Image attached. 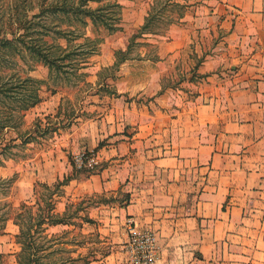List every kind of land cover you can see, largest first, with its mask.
Wrapping results in <instances>:
<instances>
[{"label": "crops", "instance_id": "crops-1", "mask_svg": "<svg viewBox=\"0 0 264 264\" xmlns=\"http://www.w3.org/2000/svg\"><path fill=\"white\" fill-rule=\"evenodd\" d=\"M188 7L174 27L143 33L155 47L141 58L145 78L124 76L128 93L97 98V113L70 135L72 151L96 149L100 165L61 197L73 206L92 193L126 198L76 217L112 238L86 264L127 260L128 216L155 232V264H264V0Z\"/></svg>", "mask_w": 264, "mask_h": 264}, {"label": "rangeland", "instance_id": "rangeland-1", "mask_svg": "<svg viewBox=\"0 0 264 264\" xmlns=\"http://www.w3.org/2000/svg\"><path fill=\"white\" fill-rule=\"evenodd\" d=\"M14 1L0 0V38L3 35L11 37V28L16 27L13 22L16 16ZM68 1L76 5L81 0ZM115 1L120 3L119 9L111 5ZM121 1L125 0L87 1L89 7H100L107 20L116 19L114 30L103 22L93 23L89 15L83 14L86 22H73L75 27H72L74 31L70 36L74 38L71 41L68 42L66 37L48 36L49 40H55L61 47L66 46L67 42L72 47L84 42L85 56L71 73L56 69L50 71L47 64L34 61L28 55L23 57L0 49L3 56L0 62L1 82L10 85L27 76L32 78L27 83L28 87H16L15 95L0 93V177L10 180L7 188H2L6 192L0 190V214L7 218L6 221L0 219V225L5 223L0 230L2 263L18 264L20 219L17 213L26 209L24 222L29 225L34 220L27 215H35L40 208H45L46 214L48 202L54 203L55 213L62 215L66 209L65 218L71 219L74 224L48 226L44 232L46 237L31 238L36 243L48 245L45 250L47 254L41 253L46 264L53 261L57 264H83L113 249L110 235L93 224L86 225L83 231L81 221L75 214L85 213V219L89 220L88 212L96 201L117 198L122 202L126 200L125 195L122 192L117 197L111 193L86 194L81 196L77 206H73L69 197H61L67 190L64 185L72 177L96 171L100 165L96 161L90 164L91 158L97 159V150L85 149V152H81L85 153V165L79 166L76 157L81 153L72 151L75 142L70 135L78 125L97 113V98H104V104H108L109 98L128 93L122 88L124 76L127 80L131 75L138 81L145 78L146 63L141 58L144 59L146 55L153 57L155 47L153 42L141 39L143 33L165 32L180 22V15L192 10L188 7L191 0H127L125 4ZM135 8H138V14L133 10ZM67 16L74 17L72 12L42 17L44 20L57 19L60 26L68 28L70 24L63 20ZM125 59L131 63L122 64ZM193 60L199 62L196 57ZM65 69L70 71L71 66ZM31 93L37 95V100L29 108L22 109L24 97ZM43 99L51 101L52 111L41 109ZM48 192H51L53 201H49ZM37 199L40 206L36 203ZM126 258L124 263L132 264L129 253Z\"/></svg>", "mask_w": 264, "mask_h": 264}, {"label": "trees", "instance_id": "trees-1", "mask_svg": "<svg viewBox=\"0 0 264 264\" xmlns=\"http://www.w3.org/2000/svg\"><path fill=\"white\" fill-rule=\"evenodd\" d=\"M88 0H81L80 3L74 4L68 0H37L36 3L33 0H15L13 9L16 11V16L14 23L16 24L15 28H11L10 34L11 37L3 35L0 38V49L8 50L13 54H19L23 57L26 55L34 61H41L49 66L50 71L52 69L63 70L64 72L71 73L72 70H75L81 64V59L85 56L84 42L76 43L72 47L69 41L74 38L70 34L74 31L72 27L74 26V21L85 24V18L83 14L89 15L93 23L103 22L104 25L108 26L110 30L115 29V18L111 19L113 21L107 20L104 18V14L100 12V7L92 8L87 5ZM112 6L120 8L119 2H113ZM72 12L74 16H67L63 19L68 22L70 26L63 27L60 26V22L57 19L47 20L42 17L53 16L58 13L69 14ZM111 18V17H110ZM75 19V20H74ZM52 35V38L56 37H66L68 40L66 46H60L55 40H49L48 36ZM77 37V36H75ZM71 46V47H70ZM0 54V62L2 59ZM71 66V70L65 69V67ZM3 75L0 74V93L4 95H15L14 90L16 87H28V81L32 78L25 77L22 80L16 82V84H8L6 82H1ZM27 90V89H26ZM13 92V94H12ZM37 100V95L34 93L28 94L24 97L23 103L21 105L22 109H27L32 106ZM9 179L0 177V190L2 188H7V182ZM49 187V184H46ZM4 193L6 191L2 190ZM49 201H53L51 197V192L47 193ZM39 199L36 200V203L39 204ZM74 205V203L72 202ZM26 205V204H25ZM76 206L78 204H75ZM47 212L45 214L44 210L40 208L38 212L34 215L33 213L27 212L29 218H33V222L29 225H26L24 220H26V209L17 213L19 217V232L17 233V242L20 244V249L17 253V262L18 264H46L42 260V254L47 249L48 245L43 243H36L32 241L31 238H36L37 236L46 237V231L48 226H55L61 223H70L74 224V221H71L65 218L67 212L65 211L61 214L55 213L54 203H47ZM78 209V208H77ZM79 214L76 213L75 217H78ZM0 219L6 221V217L0 214ZM85 219V216H83ZM4 224L0 225V230L4 227ZM47 254V252H45ZM3 254L0 252V258ZM89 260L84 261L83 264L88 263ZM0 264L2 263L0 259ZM51 264H57L53 261Z\"/></svg>", "mask_w": 264, "mask_h": 264}, {"label": "built area", "instance_id": "built-area-1", "mask_svg": "<svg viewBox=\"0 0 264 264\" xmlns=\"http://www.w3.org/2000/svg\"><path fill=\"white\" fill-rule=\"evenodd\" d=\"M79 166L85 165V153L76 157ZM96 161L91 158L90 164ZM129 237L125 244L126 251L130 254L132 264H155L158 258L155 232L152 229H139L135 219L128 216L126 219Z\"/></svg>", "mask_w": 264, "mask_h": 264}]
</instances>
